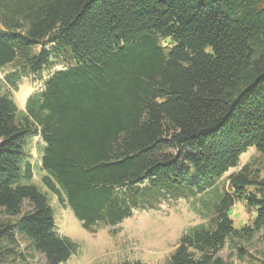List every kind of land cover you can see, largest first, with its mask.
<instances>
[{"label":"trees","instance_id":"16d2710c","mask_svg":"<svg viewBox=\"0 0 264 264\" xmlns=\"http://www.w3.org/2000/svg\"><path fill=\"white\" fill-rule=\"evenodd\" d=\"M60 55L20 109L21 80ZM30 134L86 232L185 200L202 222L170 264L242 260L264 228V0H0V264H64L77 245L29 183ZM239 201L256 214L236 229Z\"/></svg>","mask_w":264,"mask_h":264},{"label":"rangeland","instance_id":"374dc122","mask_svg":"<svg viewBox=\"0 0 264 264\" xmlns=\"http://www.w3.org/2000/svg\"><path fill=\"white\" fill-rule=\"evenodd\" d=\"M39 50L41 46H35L34 53ZM165 50L167 51L168 47H165ZM53 60L54 63L44 67L36 75H29L21 80L17 91L12 94L20 109H23L27 97L43 87L50 75L69 66L63 55L57 56L56 59L51 58V61ZM43 148V141L39 137L28 135L23 145L24 159L33 166V178L29 183L46 196L56 231L77 245L76 252L64 264H133L135 261L145 264H170V256L179 238L188 233L195 224L202 222L192 211L189 202L179 200L171 207L162 206L159 210L137 212L119 226L104 227L96 233H88L81 228L80 222L72 216L70 209L59 204L54 193L43 185L40 178L45 172L39 166ZM253 151L252 149L240 157L241 165L249 159ZM255 214V209L249 210L243 201H239L231 209L230 218L234 227L239 229L249 223ZM19 244L22 248L25 246L23 241ZM242 248L246 250V256L242 260H237L236 251L233 250L224 249L220 256L232 264H256V258H261L264 252V228ZM34 261H41V257L36 256Z\"/></svg>","mask_w":264,"mask_h":264}]
</instances>
